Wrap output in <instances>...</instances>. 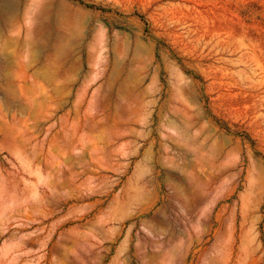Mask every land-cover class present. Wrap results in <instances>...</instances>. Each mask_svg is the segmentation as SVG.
I'll list each match as a JSON object with an SVG mask.
<instances>
[{
    "label": "rangeland",
    "instance_id": "rangeland-1",
    "mask_svg": "<svg viewBox=\"0 0 264 264\" xmlns=\"http://www.w3.org/2000/svg\"><path fill=\"white\" fill-rule=\"evenodd\" d=\"M0 264H264V0H0Z\"/></svg>",
    "mask_w": 264,
    "mask_h": 264
}]
</instances>
